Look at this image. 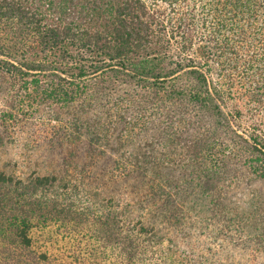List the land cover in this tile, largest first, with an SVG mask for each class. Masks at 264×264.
Returning <instances> with one entry per match:
<instances>
[{
    "label": "trees",
    "instance_id": "obj_1",
    "mask_svg": "<svg viewBox=\"0 0 264 264\" xmlns=\"http://www.w3.org/2000/svg\"><path fill=\"white\" fill-rule=\"evenodd\" d=\"M200 220L264 264V0H0L2 242L200 264Z\"/></svg>",
    "mask_w": 264,
    "mask_h": 264
},
{
    "label": "rangeland",
    "instance_id": "obj_2",
    "mask_svg": "<svg viewBox=\"0 0 264 264\" xmlns=\"http://www.w3.org/2000/svg\"><path fill=\"white\" fill-rule=\"evenodd\" d=\"M200 223L201 227L199 226L198 230L190 235V237L187 239L192 240V243L197 242V253L199 256H203L204 253L207 255V257L212 256L210 261L207 262V260H204V262L200 264H234V262L237 264H244L246 263V259H249V256L253 258L252 254H250V248L240 247L241 238L235 229V225L234 227H231L229 232H225L220 230V225L211 222L208 224V229L204 232L203 226H205V222L200 220ZM234 229L235 231H233ZM56 240L58 241H54L55 243H50V249L57 245L61 247L65 245L64 242L61 241L60 237H58ZM2 241L3 239L0 238V264H21L26 262L34 264L35 260H37L38 254L43 250V246H48L41 242H35L30 248H24L15 242L7 243L8 239L5 240V244ZM186 245L187 241L185 240L184 247H186ZM66 246L68 247V244H66ZM206 247H210L211 250H207ZM208 253L211 254L208 256ZM213 253L215 255H212ZM191 258L193 259V256H191ZM66 260H70V258H66ZM56 261L57 260H52L50 264H59ZM249 262V264H252L253 260L249 259ZM259 262L260 260L257 259L258 264ZM103 264L109 263L108 261H105Z\"/></svg>",
    "mask_w": 264,
    "mask_h": 264
}]
</instances>
